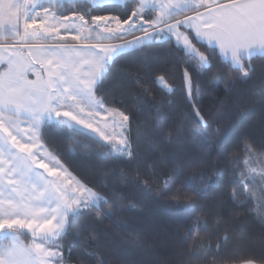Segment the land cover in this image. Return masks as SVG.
I'll return each mask as SVG.
<instances>
[{"label":"snow or ice","instance_id":"6c2138e0","mask_svg":"<svg viewBox=\"0 0 264 264\" xmlns=\"http://www.w3.org/2000/svg\"><path fill=\"white\" fill-rule=\"evenodd\" d=\"M55 3L0 0V34L13 41L0 44V237L5 238L0 241V264H64L73 219L87 211L96 213L98 223L113 220L119 206L111 203L106 186L76 175L75 157L53 152L46 134L58 130L70 141L95 137L116 152H130L132 117L112 106L102 91L109 70L130 50L156 42L178 47L181 90L190 98L198 129L192 135L204 147L211 122L197 97L202 91L198 78L212 71L208 48L218 49L243 74L238 77L242 82L251 70L246 62L264 59V0H130L124 17L94 15L95 23L89 24L86 14H79V25L62 12L54 13ZM62 28L74 41H89L93 32L99 38L83 46L53 43L64 39ZM223 79L221 73L217 83ZM156 82L175 95V84L167 82L166 74ZM184 131L178 128L177 136ZM188 231L190 235L192 229ZM26 234L31 236L27 244L21 240ZM71 247L67 243L69 256ZM243 264H264V251Z\"/></svg>","mask_w":264,"mask_h":264},{"label":"trees","instance_id":"16d2710c","mask_svg":"<svg viewBox=\"0 0 264 264\" xmlns=\"http://www.w3.org/2000/svg\"><path fill=\"white\" fill-rule=\"evenodd\" d=\"M53 7L90 20L124 17L132 4L78 0ZM130 51L109 70L102 89L112 106L132 117L130 152H116L95 137L70 141L58 130L46 134L53 152L75 157L76 175L105 185L111 203L119 206L111 221L98 223L96 213L87 211L72 220L64 263L241 264L259 255L264 251V59L246 62L251 70L242 82L243 74L208 48L212 71L198 78L197 97L211 122L204 147L192 135L198 129L190 98L181 90L178 47L156 42ZM221 73L223 82L217 83ZM161 74L175 84V95L156 82ZM181 127L185 131L178 137Z\"/></svg>","mask_w":264,"mask_h":264},{"label":"crops","instance_id":"0c3cea01","mask_svg":"<svg viewBox=\"0 0 264 264\" xmlns=\"http://www.w3.org/2000/svg\"><path fill=\"white\" fill-rule=\"evenodd\" d=\"M72 1H78V0H56V3L54 5H61L63 3H70ZM86 1L90 2L93 5H99V4L110 3V2L123 3L126 0H86ZM42 2L43 3H48V0H42ZM52 11L54 13H57V11L55 10L54 7L52 8ZM189 14H191V13H189ZM78 15H79L78 13H75V15H74V13H72V14H69L68 16H69L70 19H76L77 20V25H79L81 22L78 20ZM52 22H54V21H50V23H52ZM88 22H89V24H94L95 23L94 21H92V19L88 20ZM74 31L75 30H73V32ZM61 35H64V39L63 40L53 41V43H63L65 45L69 46V47L70 46H83L84 44L89 43V42L94 43L99 38L97 33L93 32L89 41H84V40L74 41V40L71 39V34L65 35L63 28L61 29ZM85 35H87V33H85ZM140 35H142V33H140ZM39 39H40L39 37L35 38L34 42H39ZM128 39L131 40L132 37L129 36ZM4 42L8 43V44L13 43V41L9 39L8 34H0V43H4ZM118 43H122V41H119ZM217 51H218V49H217ZM224 58L227 59L226 57H224ZM241 264H243V263H241Z\"/></svg>","mask_w":264,"mask_h":264},{"label":"rangeland","instance_id":"374dc122","mask_svg":"<svg viewBox=\"0 0 264 264\" xmlns=\"http://www.w3.org/2000/svg\"><path fill=\"white\" fill-rule=\"evenodd\" d=\"M0 44H8V43H5V42H4V43H0ZM70 47H72V46H70ZM24 51L26 52V50H24ZM31 78H34V77H31ZM65 126H66V125H65ZM108 131L111 132L112 129L109 128ZM117 131H119V129H117ZM25 232H26V230H25ZM30 239H31L30 234H26V235H24V236H21V240H22V242H24L25 244H27V243L30 241ZM4 240H5L4 237H0V241H4ZM64 264H66V263H64Z\"/></svg>","mask_w":264,"mask_h":264}]
</instances>
